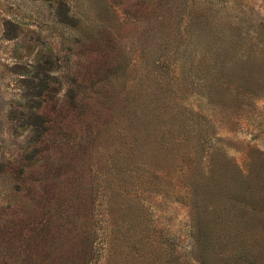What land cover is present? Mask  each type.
I'll use <instances>...</instances> for the list:
<instances>
[{
  "label": "rangeland",
  "instance_id": "obj_1",
  "mask_svg": "<svg viewBox=\"0 0 264 264\" xmlns=\"http://www.w3.org/2000/svg\"><path fill=\"white\" fill-rule=\"evenodd\" d=\"M0 264H264V0H0Z\"/></svg>",
  "mask_w": 264,
  "mask_h": 264
}]
</instances>
